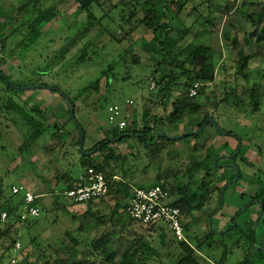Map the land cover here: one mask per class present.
<instances>
[{
	"label": "rangeland",
	"instance_id": "1",
	"mask_svg": "<svg viewBox=\"0 0 264 264\" xmlns=\"http://www.w3.org/2000/svg\"><path fill=\"white\" fill-rule=\"evenodd\" d=\"M29 1L0 0V36L6 39L5 51L0 57V68L8 81L16 87L55 88L74 99L85 86L112 66L113 71L109 73L108 78L102 80L99 91L89 93L75 103V118L85 134L84 150L88 151L116 129V124L109 120L110 105H119L124 113L129 112L130 116L127 119L129 125L133 120H137L140 128L146 126L142 119L143 114L150 109L151 100L159 91L158 86L150 90L153 81L151 72L158 65V61L155 59L156 56L143 48L145 42L153 38V33L139 27L131 36L121 37L123 30L131 27L126 25V18L130 13L137 8L139 15L136 20L144 17L139 7L135 8L132 0H124L119 5L118 2L122 0H110L101 7L94 4L89 13L79 10L74 0H44L38 7L27 6ZM202 1L206 2L195 0L196 3ZM139 2L143 3L145 0ZM210 3L212 10L200 7V13L195 12L188 19L183 15V18L186 19V24L191 26L194 35L200 34L204 26L209 28L200 35V42L213 48L218 69L216 80L205 88L202 96L197 97V101L202 104L200 112L187 113L180 121L170 125L159 124L156 130L170 136L194 132L205 115H210L224 131L232 132V136H221L211 125L199 139L189 137L179 141L163 140L145 150L136 137H127L126 144L118 147L120 151L128 154L127 175L134 182L147 185L162 179L173 181L175 175L199 163L213 142L217 144L228 142L229 147L223 154L232 155L238 148L239 141H242V152L231 163L238 167L243 178L227 190L222 213L214 217L213 228L219 231L235 218L238 210L249 204L257 184H248V180L255 178L264 182V46H254L247 37L254 28L248 14L250 12L257 17L262 12L260 5L242 7V0H210ZM226 3L231 7L230 13L228 15L219 13L221 5ZM39 9L54 12V16L49 22L36 24L34 19ZM208 17H211L213 26L206 22ZM196 19L198 23H194ZM37 32L42 34L34 41V33ZM120 38L122 41L118 42ZM233 39H236V44L232 43ZM241 48L253 54L248 71L249 77L246 80L235 74L237 53ZM133 57L139 59V64L133 63ZM255 85L260 86L258 91L262 98L257 111L250 105V96L247 92ZM0 89L3 90L0 101V186L4 191V199L12 196L13 185L21 184L41 195L40 216L31 218L21 227L16 226L13 229V237L21 243V251L12 248L9 237L0 238V264H10L14 258H18L17 264H26L41 260L46 255L52 258V264L58 258L57 251L65 244L61 237L66 231L73 232L74 236L83 242L78 249L85 255L89 250L83 246L89 245L94 237L107 230L116 233L113 244L120 252L135 246L140 240L151 245L152 255L158 250L161 251L160 239L171 238L169 229L161 223L145 226L129 222L124 229H120L122 224L116 222L122 221L123 217L119 215L121 210L116 206V200L119 198L114 194L105 196L99 209L107 215L114 212L117 218L100 228L97 221H93L85 214L87 209L85 206L73 205L70 203L71 200L65 197L63 193L65 185L60 181L61 177L69 169L74 178L80 177L82 168L78 162V159H81V152L77 147L80 131L71 119L63 96L59 92L43 88L9 90L2 81ZM227 92L234 94L227 97ZM179 96L177 93L173 100ZM239 96H243L244 107H236V99ZM129 100L134 102L131 107L127 106ZM214 102L220 104L217 110H213ZM11 105L20 107V110L15 113L7 109ZM34 106H38L44 112L46 124L56 123L62 126L64 141L62 143L51 141V147L55 149L45 154V147L50 145L48 144L50 133L53 132L50 128V131L23 157L19 148L28 130L23 124L21 112H31ZM151 108L154 109V114L164 115L162 109L156 110L155 106ZM168 120L169 113L164 116V123L167 124ZM66 152L70 155L64 160ZM214 166L217 168L215 164ZM217 170L219 172L212 175L214 180L220 174H224L227 180L233 178L232 169ZM118 172L116 180L120 179L122 169L119 168ZM198 174L200 175V172ZM52 189L55 196L60 198V203L66 206L65 210L55 209L60 204L56 203ZM218 198L217 191L211 208L196 211L192 218H188L187 222L191 223L186 238L197 248L199 260L203 264L218 263L225 250L227 255L224 264H239L247 255L249 248L248 240L240 236L239 231L232 229L227 234L208 237L212 231L208 215L217 206ZM258 213L259 208H252L240 217L239 225L242 226L246 220L251 219V216L256 219ZM72 214L78 216V219H74ZM124 215L128 221L130 218L127 213ZM3 223L1 215L0 229L3 228ZM240 226L238 230L241 229ZM79 228L80 231H77ZM255 234L256 246L261 247L264 245V243L261 245L264 240L263 224L256 228ZM66 243L69 244L68 241ZM255 252V262L264 264V248L260 251L255 249ZM58 254L66 255L62 250ZM177 254L176 246L170 244L161 251L160 257L153 256L149 264H171ZM61 263L57 261L56 264Z\"/></svg>",
	"mask_w": 264,
	"mask_h": 264
},
{
	"label": "trees",
	"instance_id": "2",
	"mask_svg": "<svg viewBox=\"0 0 264 264\" xmlns=\"http://www.w3.org/2000/svg\"><path fill=\"white\" fill-rule=\"evenodd\" d=\"M44 0H30L27 6L38 7L41 5ZM78 4V9L82 11H87L90 13V8L97 4L98 7L106 5L110 0H74ZM124 0L119 1L118 5L123 3ZM135 3V8L138 6L140 12L144 14L142 19L136 20L139 15L136 9L130 13L129 17L126 18V25L131 26L128 29L123 30L121 37L131 36L133 32L136 31L139 27H144L145 29L152 31L153 38L149 42H145L144 49L151 55L156 56L158 65L152 69L151 80H155L157 83L158 93L155 94L151 100L152 106H155V109H162L164 115L154 114L152 109L146 110L143 114V122L147 125L140 128L138 126L137 120H133L131 125H127L126 129L119 130L116 128L113 130L109 137L105 138L103 141L97 143L88 151H94L91 156H82L81 159H78V162L81 165L82 173L80 177L74 178L71 175L70 169L65 172V175L61 177V182L64 183L65 188L63 193H65L73 188H76L85 183V177L89 169H96L97 171L103 172L106 180L109 183V192L105 196L114 194L117 199L116 206L121 210L122 221L116 223H121L122 226L120 229H124L129 223H137L136 221L129 219L128 221L125 218L127 206L129 199L131 198L132 191L136 187H150L151 185H161L170 190L171 194L176 196L174 205L179 207L182 212V219L186 227V232L189 229L191 222H187L188 218L193 216L196 211H203L211 208L213 205L215 194L218 191L219 198L217 206L213 211L208 215L215 217L217 214H221L224 208L225 201L222 208L218 211L221 193L225 185L235 177V172L233 170V178L230 180L226 179L224 174H220L217 179L214 180L213 174L219 172L214 166L216 158L224 155L223 152L228 149L229 143L225 142L222 144H217L213 142L206 150L204 158L197 163L196 165H191L186 168L179 175L174 176L173 181L169 180H158L152 184L144 185L142 183H136L128 175V154H125L124 151H120L118 145L126 144V138L118 140L115 145L112 144L111 139H117L125 133L135 134L138 143L144 147L145 150L152 148L155 145H158L161 141L167 140L165 138H160L156 140V136L159 131L156 130L159 124L170 125L175 121H180L183 116L187 113L200 112L202 109V104L197 101L198 96L204 94L205 88L214 83L217 77V63L214 55L213 48L206 44L200 42V35L204 34L205 31H208V27L204 26L200 31V34L194 35L192 33V28L190 25L186 24V19L191 18L195 12L200 13V7H207L212 10V5L210 0L206 2L202 1L196 3L195 0H145V2L140 3L139 0H132ZM257 6L262 7V12L254 17V14L249 12L248 16L251 18V23L253 25V30L247 34V37L251 44L256 47L264 46V2H259V0H242V7L244 6ZM230 6L228 3L221 5L220 12L221 14L228 15L230 13ZM25 8H23V11ZM210 10V11H211ZM54 12H49L46 9H39L37 15L34 19V23L39 24L43 22H49L54 16ZM45 15V16H44ZM183 15H186L184 19ZM198 20H194V23H198ZM206 22L213 26V21L211 17H208ZM30 26V25H29ZM35 26V24H34ZM31 27V26H30ZM29 27V28H30ZM122 33V31H120ZM42 32L34 33L33 40H37L41 36ZM193 36L192 38L190 36ZM229 36L228 34L226 35ZM113 38L115 36H112ZM0 40L3 44V53L6 47V39L0 36ZM122 38L118 40L121 42ZM233 44H236V39L232 40ZM153 56V57H154ZM237 62L235 65V74L238 77L243 79H248L249 77V66L253 58V54H250L245 49L241 48L237 53ZM134 64H139V59L133 57L132 59ZM167 68V70H166ZM165 69V70H164ZM113 71V67L110 66L109 70L102 72L101 76L87 86H85L74 99L70 98L72 101V107H75V103L78 102L81 98L92 92H98L104 78L109 77V73ZM164 71V72H163ZM3 72V71H2ZM4 73V72H3ZM6 77V76H5ZM6 80L0 76V81L4 82L6 87L9 90H14L11 87V84H7ZM199 83L200 89L198 91L197 97H190V89L194 84ZM259 85H255L252 89H246L250 96V105L254 111H257L262 103L261 94L259 93ZM3 90L0 89V101L2 100ZM179 93L180 96L176 97L173 100V97ZM231 92H227V97L230 96ZM237 106L244 107L243 96L237 97ZM220 106L219 102L213 103V110H217ZM7 109L12 110L13 112H18L20 107L16 105L8 106ZM31 112H21L23 124L27 128L28 132L24 136L23 144L20 146L19 151L25 156V153L36 143L38 142L46 133L50 131V128L53 129V132L50 133L49 141L50 145L45 147V154H49L54 151V147H51V141L56 140L57 142L64 141V132H62V126L59 124L53 123L51 125L46 124V116L44 112L38 106H34L30 110ZM169 113V120L167 124L164 123V116ZM210 115H205L204 119L196 126V129L200 128L202 124L210 118ZM211 126L210 124L206 127ZM199 136H187L195 137L196 139L201 138L204 134V131ZM142 135V136H139ZM227 136H232V132H228ZM81 136L79 134V139L77 142V147L80 146ZM236 150V149H235ZM234 150V151H235ZM242 152V147L238 156ZM233 153V152H232ZM70 155L68 152L63 156L65 160L67 156ZM237 156V157H238ZM235 157L233 160H221L218 164L224 162H233L237 159ZM120 159V162L117 160ZM121 168L122 172L119 180H116L119 172L118 169ZM240 171V170H239ZM200 172V175L197 173ZM243 178V174L240 171V179ZM166 179V178H165ZM238 180V181H239ZM169 182V183H168ZM224 182V183H223ZM59 183V182H58ZM223 183V185H221ZM238 183V182H237ZM236 183V184H237ZM170 184L171 186H168ZM248 184L256 185L257 189L255 193L250 197V200L253 202L250 204L248 209L242 214H246L252 208H259V213L261 206L257 204L255 200H259L264 205V182L256 180L255 178H250ZM232 186V185H231ZM228 187L226 189H229ZM115 191L113 192V190ZM55 196V191L52 189ZM12 193V190H11ZM100 197L96 200H91L86 203H75L70 201L73 205L85 206V214L88 218L93 221L98 222V227H103L107 225L108 222L114 221L116 219V213L111 212L110 214H103L101 209H99L102 200L104 197ZM66 197V195H65ZM121 197V198H120ZM60 198L55 196L57 204L60 206L55 209H66V206L60 203ZM127 201H125V200ZM24 199L21 195H14L9 199H4V191L0 186V222L1 215L7 213V219L3 223V228L0 229V238L9 237L11 241L12 248L16 247L17 239L13 237V229L16 226H20L23 223L29 221H23L21 219L22 210H23ZM35 205H39L35 203ZM242 209L238 210L235 214L238 215ZM120 212V211H119ZM258 213V216H259ZM239 216L240 217L242 216ZM74 219H78V216L72 214ZM258 216L256 219H253L251 216L250 220H246L242 226L238 222L234 230L239 231L240 236L244 237L249 242L248 253L244 259L239 264H258L254 260L255 249L252 246L254 241L256 244V234L253 231V227L258 221ZM214 222V219H213ZM234 223V218L231 222L227 223L220 232L230 228ZM261 224L264 225V212L259 221L257 227ZM240 226V230L237 228ZM79 228L77 231H80ZM229 230L227 233H229ZM226 233V234H227ZM172 234V233H171ZM116 233L114 231L107 230L100 234L98 237H94L90 244H86L83 248L89 250V253L85 255L81 249H78L83 242L74 236L73 232L66 231L61 237L65 244L61 248L63 252L66 253L65 256H61L57 251V256L52 264H56L57 261H61V264H149L150 259L154 256H161V251L166 249L170 244H173L178 249V254L173 257L171 264H203L199 260V254L197 248L193 246L189 241L178 242L173 235L171 238L164 237L160 239V244L162 246L161 251H156L152 255V247L148 242L143 243L140 240L135 246L125 250L124 252L118 251L113 244L114 237ZM215 236L213 231H210L208 237L212 238ZM69 242V244L66 243ZM264 243L262 241L261 245ZM73 245V247H69ZM257 245V244H256ZM226 249V248H225ZM10 250V249H8ZM21 251V249L19 250ZM227 251L225 250L223 257L216 264H224ZM46 257V258H45ZM41 260H36L34 262H27L26 264H51L52 258L45 256ZM48 257V258H47ZM21 259V258H20ZM264 260V258H263ZM262 260V261H263ZM22 262V261H21Z\"/></svg>",
	"mask_w": 264,
	"mask_h": 264
},
{
	"label": "built area",
	"instance_id": "3",
	"mask_svg": "<svg viewBox=\"0 0 264 264\" xmlns=\"http://www.w3.org/2000/svg\"><path fill=\"white\" fill-rule=\"evenodd\" d=\"M3 56V44L0 40V57ZM157 87L156 81L151 82L150 90ZM200 84L196 83L190 89V97H197ZM134 105L132 100L127 102V106ZM109 120L116 124L119 130L126 129L128 123L127 119L130 116L129 112L124 110L119 105H110L108 108ZM85 183L76 188H73L65 193L66 197L75 203H86L91 200H96L103 197L109 192V183L105 175L96 169H89L85 177ZM14 195H22L23 210L21 219L26 221L31 218L40 216L41 210L39 205L35 203L40 202L41 195H37L28 186L13 185L11 187ZM176 196L172 195L170 190L161 185H151L150 187H136L132 191L131 198L128 202L126 213L128 217L139 224L145 226L155 225L161 223L165 225L172 233L173 237L178 242L187 241L186 227L182 219L181 209L174 205ZM7 219V213L2 214V221ZM21 243L17 242L15 249L19 250ZM14 258L10 264H17L19 260Z\"/></svg>",
	"mask_w": 264,
	"mask_h": 264
},
{
	"label": "water",
	"instance_id": "4",
	"mask_svg": "<svg viewBox=\"0 0 264 264\" xmlns=\"http://www.w3.org/2000/svg\"><path fill=\"white\" fill-rule=\"evenodd\" d=\"M0 76L2 78H6L5 77V74L2 72V70L0 69ZM6 83L7 84H11L8 80H6ZM11 87L14 88V89H23V90H35V89H38V88H43V89H47V90H51V91H56V92H59L61 94V96H63V98L66 100V104H67V107L70 111V115H71V119L77 124L78 128H79V131H80V136H81V143H80V146H79V150L82 154V156H91L94 151H85L84 150V142H85V134H84V130L82 129V127L78 124L76 118H75V113H74V108L72 107V101L71 99L65 94V93H62L60 91H58L57 89L55 88H51V87H16L14 85L11 84ZM212 125L215 130L221 135V136H227L228 135V132L224 131L219 125L218 123L216 122V120L214 118H208L200 128H198L196 131L194 132H189V133H186V134H182V135H179V136H170V135H167L165 133H158L157 136H156V140H159L160 138H165L169 141H179L181 139H184L186 138L187 136H199L203 130L208 126V125ZM135 134H129V133H125L123 135H121L120 137H118L117 139H112L110 142L112 143H115L117 142L118 140H121L123 138H126V137H134ZM139 136H142V135H139ZM242 147V141H239V146L238 148L235 150V152L232 154V155H222V156H219L218 158H216L214 164L217 166L218 169H222V168H230L232 170H234L235 172V177L233 180L229 181L224 189L222 190V193H221V200H220V204H219V208H218V211L222 208L223 206V203L225 201V193H226V189L228 187H230L231 185L235 184L238 182L239 178H240V171L238 169V167L234 164H225V165H222L220 166L218 164L219 161L221 160H233L235 157L238 156L239 152H240V149ZM257 202L260 204L261 206V209H260V213H259V216H258V221L257 223L255 224L254 228H253V231L255 232L258 224H259V221L263 215V212H264V205L263 203H261L259 200H257ZM250 206L247 205L245 208H243L238 215L235 216L234 218V223L232 224V226L230 228H228L227 230H224L223 232H220V231H216L214 228H213V219L214 217L213 216H210L209 218V226H210V229L215 233V235H223V234H226L229 230L231 229H234L237 222H238V219H239V216L242 215L247 209L248 207ZM252 246L253 248H255L257 251H260L264 248V245H262L261 247H257L255 242L253 241L252 242Z\"/></svg>",
	"mask_w": 264,
	"mask_h": 264
},
{
	"label": "flooded vegetation",
	"instance_id": "5",
	"mask_svg": "<svg viewBox=\"0 0 264 264\" xmlns=\"http://www.w3.org/2000/svg\"><path fill=\"white\" fill-rule=\"evenodd\" d=\"M0 69H1V68H0ZM225 164H232V163H231V162H227V163H225ZM252 202H253V201L250 200V201H249V204H251ZM255 202H256L257 204H259V203L257 202V200H255ZM249 204H248V205H249Z\"/></svg>",
	"mask_w": 264,
	"mask_h": 264
},
{
	"label": "crops",
	"instance_id": "6",
	"mask_svg": "<svg viewBox=\"0 0 264 264\" xmlns=\"http://www.w3.org/2000/svg\"><path fill=\"white\" fill-rule=\"evenodd\" d=\"M63 11H64V9H63ZM130 200V199H129Z\"/></svg>",
	"mask_w": 264,
	"mask_h": 264
}]
</instances>
